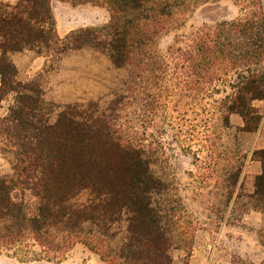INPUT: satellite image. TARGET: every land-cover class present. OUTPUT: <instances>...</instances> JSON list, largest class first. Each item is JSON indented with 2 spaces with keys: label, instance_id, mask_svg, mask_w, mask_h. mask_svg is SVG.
Returning <instances> with one entry per match:
<instances>
[{
  "label": "trees",
  "instance_id": "16d2710c",
  "mask_svg": "<svg viewBox=\"0 0 264 264\" xmlns=\"http://www.w3.org/2000/svg\"><path fill=\"white\" fill-rule=\"evenodd\" d=\"M60 1L106 8L110 20L60 37L52 0L0 3V103L15 94L14 105L0 117L3 145L15 159L13 177L0 179V252L34 244L54 256L82 244L103 264H172L173 243L187 240L184 212L156 202L162 184L142 146L118 134L108 116L85 117L82 106L65 107L51 124L41 91L16 81L8 55L35 48L95 49L128 70L131 100L139 87L163 97L172 78L192 100L199 93L224 94L223 123L236 114L251 132L261 119L253 102L264 100V0H240L248 10L243 17L204 27L186 47L170 48L169 57L156 45L178 0ZM258 156L255 196L264 200V149ZM242 173L241 166L234 185ZM19 185L36 197L34 212L12 198ZM86 191L91 198L79 202ZM121 222L124 236L115 244ZM233 264L251 263L236 257Z\"/></svg>",
  "mask_w": 264,
  "mask_h": 264
},
{
  "label": "rangeland",
  "instance_id": "374dc122",
  "mask_svg": "<svg viewBox=\"0 0 264 264\" xmlns=\"http://www.w3.org/2000/svg\"><path fill=\"white\" fill-rule=\"evenodd\" d=\"M18 1L0 3L15 5ZM178 2L180 6L157 40L158 51L166 57L170 48L186 47L204 27L236 20L248 12L240 0ZM51 4L60 37L110 20L109 11L103 7L59 0ZM8 57L17 68L16 81L41 91L51 124L57 122L65 107L82 106L85 117L108 116L118 134L142 146L152 173L161 180L163 191L156 202L184 212L182 226L189 234L183 237L185 242L173 243L172 264H233L236 257L264 264V200L255 196L254 187L261 172L258 152L264 149V100L253 102L261 119L255 131L247 132L239 115H231L227 126L223 123L219 102L224 94L199 93L192 100L185 97L189 91L175 85L172 78L165 82L163 97L157 89L149 92L139 87L137 98L131 100L128 70L116 67L106 53L95 49L61 52L35 48L11 52ZM14 103L15 94H6L0 103V117ZM3 142L0 136V179L10 180L15 159ZM241 166L243 173L234 185ZM91 196L86 191L77 200L82 203ZM12 198L24 202L29 212L35 211L37 199L23 186L19 185ZM116 229L119 235L115 244H119L125 223ZM0 264L103 262L82 244L54 256L29 244L24 249H3Z\"/></svg>",
  "mask_w": 264,
  "mask_h": 264
},
{
  "label": "crops",
  "instance_id": "0c3cea01",
  "mask_svg": "<svg viewBox=\"0 0 264 264\" xmlns=\"http://www.w3.org/2000/svg\"><path fill=\"white\" fill-rule=\"evenodd\" d=\"M60 1V0H59ZM61 2H63V1H61ZM51 7H52V12L54 11V6H53V4H51ZM53 15H54V12H53ZM55 17V16H54ZM55 21H56V19H55ZM0 106H1V104H0Z\"/></svg>",
  "mask_w": 264,
  "mask_h": 264
}]
</instances>
